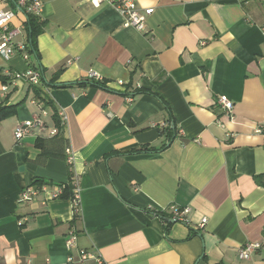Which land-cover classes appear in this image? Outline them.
Masks as SVG:
<instances>
[{
  "label": "crops",
  "instance_id": "crops-1",
  "mask_svg": "<svg viewBox=\"0 0 264 264\" xmlns=\"http://www.w3.org/2000/svg\"><path fill=\"white\" fill-rule=\"evenodd\" d=\"M41 2L34 50L23 9L0 0L28 44L27 58L0 55V105H17L0 121V264H98L79 249L104 264H264V0H137L155 9L142 31L107 2ZM30 68L39 83L14 81ZM35 118L47 130L18 140ZM57 120L64 148L49 133ZM36 180L47 188L19 202ZM77 180L78 212L72 188L52 195ZM171 207L189 211L155 213ZM249 242L262 247L242 259Z\"/></svg>",
  "mask_w": 264,
  "mask_h": 264
},
{
  "label": "built area",
  "instance_id": "built-area-1",
  "mask_svg": "<svg viewBox=\"0 0 264 264\" xmlns=\"http://www.w3.org/2000/svg\"><path fill=\"white\" fill-rule=\"evenodd\" d=\"M18 6L23 9L24 13L35 14L38 15L42 6L41 0H16ZM95 6H99L104 2L110 3L114 5L119 12L123 15L126 26H132L136 29L142 31L145 29L146 20L150 15H152L155 11L154 8H138L137 0H91ZM16 17V12L14 10H0V55H2L5 59H10L13 55L17 53H21L26 56V50L28 49V44L22 42H15V37L19 34V29L10 27L11 22ZM91 78L100 79V76L95 72H90ZM14 81L23 80L29 83H39L41 81V73L39 70L30 68L25 72H18L13 74ZM122 84V81H120ZM4 90L8 89V86L5 85ZM219 103L223 110L227 112H231L233 110V103L226 96H221L219 99ZM63 114V118L66 116ZM47 130V125L39 118H35L32 120H28L26 122L18 124L15 129V136L18 140L23 139L26 135L35 134ZM257 133L264 134V122L259 123L255 128ZM51 136H55L58 134V128H52L49 130ZM70 159V158H69ZM47 188L46 185H42L40 187L28 186L23 189L22 193L19 197V202H28L32 201L39 193L40 190H45ZM73 196L72 200L76 207V212L79 211L80 207V186L78 180L73 185ZM65 190V185H59L56 187V190L52 193L54 198L60 197L63 195ZM189 211L186 208H178L171 207V215L173 219L176 221L181 219L183 215H185ZM206 219L203 220L202 224H205ZM76 235L71 233V235L67 239V244L70 248L76 247ZM262 247L261 243L249 242L245 244L239 250V256L242 259H249L251 255L258 249ZM95 259L98 264H104V260L99 256V254H95L87 249H79L78 261L84 263L87 260ZM71 260V258H70Z\"/></svg>",
  "mask_w": 264,
  "mask_h": 264
},
{
  "label": "trees",
  "instance_id": "trees-1",
  "mask_svg": "<svg viewBox=\"0 0 264 264\" xmlns=\"http://www.w3.org/2000/svg\"><path fill=\"white\" fill-rule=\"evenodd\" d=\"M26 27L28 29V32L30 34V45L31 48H33L35 50L36 46H35V40L37 38V36L42 32L43 30V22L41 21L40 17L38 15L35 14H26ZM58 76V73L55 74V78ZM6 82V80H5ZM34 91L36 92V95L39 96V98H41L43 101H45L47 104L52 105V102L47 100L46 97L44 96V94H42V90L41 88L35 86ZM17 105H0V121H2L3 119H6L8 117H11L13 115L16 114L17 112ZM58 116V111L57 109H55V113H54V117ZM59 117V116H58ZM58 121V120H57ZM170 121V120H169ZM174 123L167 125L164 129L161 130L162 134L164 133V135L166 136L167 139L171 140V138L173 137V135L176 133V125ZM57 126H58V134L52 138L53 140H55L56 143H60L59 145L64 148V145L66 144V139L65 137L61 136V131L63 129V125L60 123V121L57 122ZM48 141H42L40 143V149H42L43 153L46 154L47 156H57V154L55 155V153L52 152L51 147H49ZM165 145L162 147L164 148ZM151 149V147L149 146H145L142 148V150H149ZM65 154L60 155L61 157H65L66 156V147H65ZM59 155V154H58ZM44 182L41 180H36L33 182V184H37V185H42ZM72 185L69 184L65 187L64 190V197H70L72 195ZM158 216L162 217L166 222L168 221V218H173L172 215L167 211H159V212H155ZM190 238V237H189Z\"/></svg>",
  "mask_w": 264,
  "mask_h": 264
},
{
  "label": "water",
  "instance_id": "water-1",
  "mask_svg": "<svg viewBox=\"0 0 264 264\" xmlns=\"http://www.w3.org/2000/svg\"><path fill=\"white\" fill-rule=\"evenodd\" d=\"M173 126H174V124H173ZM167 220H168V221H171V222H175V221H176V220L173 219V218H168Z\"/></svg>",
  "mask_w": 264,
  "mask_h": 264
}]
</instances>
